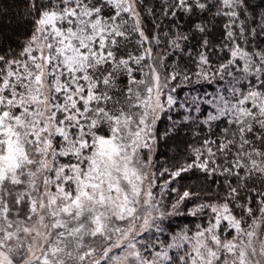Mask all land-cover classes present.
I'll return each mask as SVG.
<instances>
[{"label":"snow or ice","instance_id":"snow-or-ice-1","mask_svg":"<svg viewBox=\"0 0 264 264\" xmlns=\"http://www.w3.org/2000/svg\"><path fill=\"white\" fill-rule=\"evenodd\" d=\"M0 264H264V0H0Z\"/></svg>","mask_w":264,"mask_h":264},{"label":"trees","instance_id":"trees-1","mask_svg":"<svg viewBox=\"0 0 264 264\" xmlns=\"http://www.w3.org/2000/svg\"><path fill=\"white\" fill-rule=\"evenodd\" d=\"M209 91H211L210 88H209ZM162 151L165 153V155H164V156H160V161H161V162H163V161L165 160L166 156L171 155V153L169 152L168 149H162ZM182 219H183V218H178V219H176L177 222L173 223V224L171 225V228L175 230V229L177 228V226H176L175 224L180 223V221H181Z\"/></svg>","mask_w":264,"mask_h":264},{"label":"rangeland","instance_id":"rangeland-1","mask_svg":"<svg viewBox=\"0 0 264 264\" xmlns=\"http://www.w3.org/2000/svg\"><path fill=\"white\" fill-rule=\"evenodd\" d=\"M177 219H178V218H177ZM175 222H177V221H175ZM185 223H187V221L184 220V219H182V220L180 221V223L175 224V225L177 226L176 229H178L179 227L183 226Z\"/></svg>","mask_w":264,"mask_h":264}]
</instances>
